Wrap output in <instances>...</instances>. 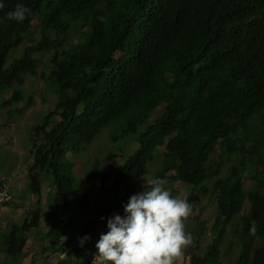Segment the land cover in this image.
<instances>
[{
  "label": "trees",
  "instance_id": "obj_1",
  "mask_svg": "<svg viewBox=\"0 0 264 264\" xmlns=\"http://www.w3.org/2000/svg\"><path fill=\"white\" fill-rule=\"evenodd\" d=\"M18 2L5 0L0 8V91L37 74L41 60L34 54L50 52L47 77L57 96L55 110L33 128L32 192L40 193L39 173L50 174L57 208L81 217L93 202V226L124 210L135 180L164 145L152 176L185 182L191 205L198 194L216 195L211 243L200 255L206 229L199 226L189 263L221 264L220 246L232 226L240 245L235 264H264V0H23L31 13L22 22L7 17ZM38 16L40 41L7 65ZM22 98L15 90L5 104ZM110 125L115 141L132 136L120 148L129 142L138 148L113 177L101 175L92 195L93 182L74 175L70 153L82 152ZM96 162L89 177L99 170ZM252 166L259 171L247 191L243 174ZM39 218L32 210L22 226L11 227L3 242L10 253H21Z\"/></svg>",
  "mask_w": 264,
  "mask_h": 264
},
{
  "label": "rangeland",
  "instance_id": "obj_2",
  "mask_svg": "<svg viewBox=\"0 0 264 264\" xmlns=\"http://www.w3.org/2000/svg\"><path fill=\"white\" fill-rule=\"evenodd\" d=\"M82 32L83 31L81 30L76 31L78 35L82 34ZM40 38L41 18L38 16L33 21L24 42L9 55L7 59V65H9L13 60L23 57L26 48L35 45L40 41ZM73 38L74 42L78 41L76 37ZM34 56L41 60L39 65L35 68L37 74L29 73L24 83H14L11 88H6L3 91H0V148H2V150L5 149L3 154L0 150V163H3L0 165V179L7 177V175H5V173L1 170L11 169L12 166L14 167V165H17V163L19 165L18 171L20 170L22 172L20 173V175L22 174V177H19L18 179H23V175H25L27 171L25 167L26 159L28 158L30 161L34 159V155L30 153L32 143H34L36 139L33 128L35 125L40 123L46 114L52 110H55L57 105L55 88L51 84V80L47 77L49 70L46 68L52 67V53L37 52L34 54ZM42 72L45 73L44 76L42 75ZM15 90H19L23 98L19 99L18 101H14L12 104H5L7 100L13 96ZM162 108L163 107L157 108V110L152 114L150 121L162 113ZM115 128V125L104 127L96 139L91 144L86 145V149H84L79 154L70 156V160L75 164V167L73 168L74 175L80 178L82 182H86L88 179L89 185L91 184L90 182H93V184L89 187V193L92 195L98 188V182L100 181L101 175L103 173H110L111 177H113V175H115V168H118L124 163L123 158L128 157L131 155L133 150L138 148L137 142H129L124 148H120L125 142H127V140L132 138V136H125L122 138L120 137V140L115 141L113 139L115 138V135L117 136L115 133L116 131H114ZM164 151L165 150L163 147L158 149L156 152L157 159H154L149 163L146 175L152 176L160 169L163 162ZM13 154L16 157L15 162L13 160ZM2 157L6 158L5 163L12 166L6 168ZM96 160L100 162L99 170L95 176L89 177L88 175L90 174L92 166L97 163ZM228 166L229 163L224 166L220 176L225 175ZM15 169L17 170V167ZM257 169L259 171V168L254 166L249 168L247 167V169H245L243 174V183L247 191L254 189L255 181L252 179V175L255 174ZM39 179L42 185H48L51 182L54 183L53 177L48 173H39ZM143 180L140 179L138 182L139 184L137 183V187L139 189L143 186ZM7 182L8 179H6V186H8ZM173 183H171L170 180H165L164 186L168 188L173 195H181L184 198L188 197L189 187L186 184L183 182ZM33 198L34 197H32V200L36 199ZM215 200V194L207 196H203L202 194L197 195V199L192 205V212L189 217L185 219L186 231L191 233V240L186 245H184L186 248H182L180 254L184 256L180 260L176 259V264H190L189 258L195 251V243L192 241L199 232V226L208 230L201 238L202 248L199 249L200 255H203L204 250H206L208 244L211 243V239L213 237L211 228L214 224H216L218 213V210L215 207ZM89 209L91 210V208ZM85 212L86 209H83L81 214H85ZM249 212L250 204L246 200L243 213L245 216H248ZM72 216H76L77 220L79 219V217L75 214H72ZM235 222L236 220L232 221L231 224H235ZM11 225L12 224H10L9 227ZM231 230L232 226L229 233H227L226 237H224V242H222L220 246L222 253L221 264H235V260L240 250L237 237L236 235L230 234ZM231 241H234V244L232 249H229V243ZM229 250H231V253L227 255Z\"/></svg>",
  "mask_w": 264,
  "mask_h": 264
},
{
  "label": "clouds",
  "instance_id": "obj_3",
  "mask_svg": "<svg viewBox=\"0 0 264 264\" xmlns=\"http://www.w3.org/2000/svg\"><path fill=\"white\" fill-rule=\"evenodd\" d=\"M4 5L5 0H0V8ZM30 13V7L19 0L15 8L7 12V17L22 22ZM161 147L165 150L164 156L166 148L164 145ZM158 149L154 153L155 159ZM71 155L75 154L71 152ZM172 174L168 173V177ZM143 177V190L129 197L123 205L124 213H115L106 218L108 230L102 232L96 240L97 252L93 255V264H173L174 257L191 240V233L186 231L185 219L191 214L193 204H190L187 197L173 195L164 186L161 177ZM0 181L6 185L4 178ZM251 231H256L255 225ZM195 238H198L197 235ZM88 239H91L90 234L81 237V243Z\"/></svg>",
  "mask_w": 264,
  "mask_h": 264
},
{
  "label": "crops",
  "instance_id": "obj_4",
  "mask_svg": "<svg viewBox=\"0 0 264 264\" xmlns=\"http://www.w3.org/2000/svg\"><path fill=\"white\" fill-rule=\"evenodd\" d=\"M0 150L2 154L5 152V149L0 148ZM31 150L32 147L30 153ZM2 158L5 163L6 158ZM13 158L15 162L16 157L14 154ZM32 163L33 160L26 159L25 167L27 171L23 175V179H18L22 177V174L20 175L22 172L18 171V163L14 167L5 163L6 168L11 166L12 168L1 170L7 175L4 179L5 181L8 179L9 194L7 201L0 209V264H87L91 256L97 252L96 240L99 239L102 232L108 230L106 218L109 216L91 226L89 220L94 213L93 202L86 206L84 216L82 214L78 220L76 216H72L73 213L70 211L67 212L60 207L57 208L53 202L58 189L53 182L48 185L40 183V193L32 192L29 182V168ZM140 179L143 180L144 177L135 181L137 192L142 191L144 187V183L142 188L137 187ZM32 197L36 199L32 200ZM36 209L40 212L39 223L35 228L28 230V239L21 253L13 255L3 244L5 236L9 235L13 225L22 226L32 216V210ZM118 213L123 214L124 210H118ZM10 224L12 225L9 227ZM88 227V232L84 234V230ZM88 234H90L91 239L82 244L81 237ZM182 248L186 247L183 246ZM183 256L181 254L177 255L173 259V264H176V259L180 260Z\"/></svg>",
  "mask_w": 264,
  "mask_h": 264
},
{
  "label": "built area",
  "instance_id": "obj_5",
  "mask_svg": "<svg viewBox=\"0 0 264 264\" xmlns=\"http://www.w3.org/2000/svg\"><path fill=\"white\" fill-rule=\"evenodd\" d=\"M8 199V189L7 186L0 181V208L4 205L6 200ZM93 258L87 264H93Z\"/></svg>",
  "mask_w": 264,
  "mask_h": 264
}]
</instances>
